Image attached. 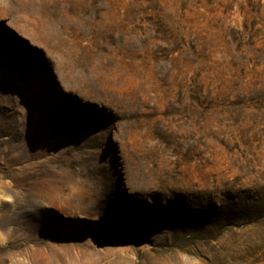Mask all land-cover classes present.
<instances>
[{
    "label": "rangeland",
    "instance_id": "374dc122",
    "mask_svg": "<svg viewBox=\"0 0 264 264\" xmlns=\"http://www.w3.org/2000/svg\"><path fill=\"white\" fill-rule=\"evenodd\" d=\"M0 264H264V0H0Z\"/></svg>",
    "mask_w": 264,
    "mask_h": 264
},
{
    "label": "bare ground",
    "instance_id": "6f19581e",
    "mask_svg": "<svg viewBox=\"0 0 264 264\" xmlns=\"http://www.w3.org/2000/svg\"><path fill=\"white\" fill-rule=\"evenodd\" d=\"M31 3L33 4L32 1H30V4H31ZM32 7L35 8V9L37 10V8L34 6V4H33ZM32 7H31V8H32ZM42 133H43V134L39 135L41 138H44V139H45V138H48L49 133H48L47 131H44V132H42ZM47 151H48V149H44V153L47 152ZM44 153H43V155L41 156V157H43V158L45 157V156H44Z\"/></svg>",
    "mask_w": 264,
    "mask_h": 264
}]
</instances>
